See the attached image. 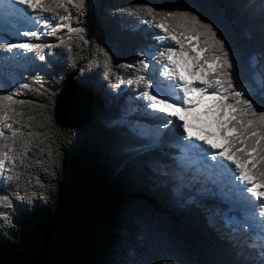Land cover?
<instances>
[{"label": "trees", "instance_id": "obj_1", "mask_svg": "<svg viewBox=\"0 0 264 264\" xmlns=\"http://www.w3.org/2000/svg\"><path fill=\"white\" fill-rule=\"evenodd\" d=\"M135 2L196 8L226 39L237 80L258 87L264 78L261 0H85L84 15L71 9L76 17L72 25L85 29L82 35L87 41H74L80 44L73 49L75 67L64 53L52 66L20 60L4 63L0 72V89L10 75L19 84L30 85L15 98L33 101V112L38 113L41 104L51 106V121L37 117L47 127L33 130L48 133L50 141L41 147L51 142L53 152L49 159L46 152L34 148L25 161L29 167L20 184L31 179L29 191L42 196L33 198V206L14 200L15 210H6L8 222L0 220V264H153L162 251L178 264H244L246 260L251 264L257 256L260 240L233 232L221 219L222 212L213 204L223 205L220 190L194 182L178 197L164 175L172 171L170 153L158 150L159 158L149 162L123 150L127 128L137 116L132 110L136 90L127 84L113 89L115 76H103L102 65H89V61L97 59V46L105 47L112 55L114 73L125 79L134 73L118 65L135 64L140 59L138 50L152 41L148 35L159 31L138 16L117 11ZM38 42L56 39L46 35ZM37 72L43 78L40 82L33 79ZM68 80L93 98L90 118L82 129L56 123V98ZM122 114L124 124L112 123ZM205 190H214L215 195L205 198ZM2 191L10 189L0 184ZM251 244L257 247L250 248Z\"/></svg>", "mask_w": 264, "mask_h": 264}, {"label": "snow or ice", "instance_id": "obj_2", "mask_svg": "<svg viewBox=\"0 0 264 264\" xmlns=\"http://www.w3.org/2000/svg\"><path fill=\"white\" fill-rule=\"evenodd\" d=\"M261 4L264 6V0ZM0 5L14 15L18 25H6L0 31V60L5 64L40 61L52 66L56 57L66 53L70 66H76L73 49L80 44L74 41H87L82 35L85 29L72 25L76 17L71 9L84 15L85 0H0ZM117 11L138 16L142 23L159 30L148 35L155 43L138 50L140 59L135 64L118 65L135 70L127 79L113 72L112 55L105 47L97 46V59L89 61V65H102L103 76H115L113 89L122 84L134 86L136 108L132 110L152 118L147 124H129L128 143L123 150L131 156L146 157L149 162L158 159V150L175 126L177 139L170 146L178 153L170 157L172 171L164 173L174 191L182 195L194 182H211L221 191V180L231 185L228 193L236 195L234 203L242 212L233 228L260 238L258 254L251 264H264V78L258 87L237 80L226 39L194 7L163 8L135 2ZM11 32L15 39L7 38ZM41 35L54 37L56 42H38ZM33 79L40 82L43 78L37 72ZM29 87L9 76L5 88L0 89L4 92L0 94V184L10 189L0 192V220L5 223L9 219L6 210H15L14 200L33 206V198L42 196L29 191L31 179L20 184L21 175L29 167L25 161L33 149L46 152L49 159L53 156L51 142L41 147L50 141L48 133L33 130L47 127L37 117L51 121V106L41 104L37 113L32 110L33 101L15 98L20 89ZM201 105H205L203 115L210 119L201 121L196 113ZM190 117L197 122H190ZM112 123L124 124V115ZM36 163L41 161L37 159ZM194 163L198 167L189 175ZM36 183L44 187L39 179ZM205 192L208 198L215 195L214 190ZM153 264L178 261L162 251ZM244 264H248L247 260Z\"/></svg>", "mask_w": 264, "mask_h": 264}, {"label": "water", "instance_id": "obj_3", "mask_svg": "<svg viewBox=\"0 0 264 264\" xmlns=\"http://www.w3.org/2000/svg\"><path fill=\"white\" fill-rule=\"evenodd\" d=\"M92 106L91 94L82 88H75L68 80L56 98L57 125L82 129L88 123Z\"/></svg>", "mask_w": 264, "mask_h": 264}, {"label": "rangeland", "instance_id": "obj_4", "mask_svg": "<svg viewBox=\"0 0 264 264\" xmlns=\"http://www.w3.org/2000/svg\"><path fill=\"white\" fill-rule=\"evenodd\" d=\"M13 17H14V15H13ZM12 16H10L9 18H8V20H9V22H7V24H9V26L10 27H13L12 26V20L14 19ZM2 22V21H1ZM2 26L3 25H0V31H2L4 28H2ZM28 27H31V25L30 26H28ZM46 35H41V38H40V40H42L44 37H45ZM8 39H15V33L14 32H11L10 34H9V36L7 37ZM23 39H29V38H23ZM33 42H35V41H33ZM150 43H155V41H151ZM29 55H31V54H29ZM20 62V60H16V61H9L8 63H19ZM2 65H5L4 64V62L2 61V60H0V72H2V71H4V66H2ZM7 65V64H6ZM11 76V75H10ZM12 77V76H11ZM13 78V77H12ZM73 85V84H72ZM69 86V85H68ZM202 106V105H201ZM205 106V105H204ZM136 119L133 121V125H137V124H147V123H149L150 122V120L152 119V118H150V117H146V116H144L141 112H138L137 111V116L135 117ZM174 119V118H173ZM176 132V131H175ZM169 133H173V131H171V132H169ZM168 133V134H169ZM168 134H167V136H168ZM166 136V137H167ZM166 137H165V139H166ZM168 141H170V139H167ZM170 144L171 143H169V146H168V148H165V147H161L160 149H159V151H161L162 153H164V154H166V152L168 151L169 153H172V151L170 150ZM166 151V152H165ZM201 179L203 180L204 178H202V176H201ZM202 184H205V183H202ZM203 187V186H202ZM208 188V187H207ZM217 194L220 196V198H222L223 196H222V192H220V191H217ZM207 195V193L205 192V191H203V193H202V196L203 197H205ZM178 196V195H177ZM179 197V196H178ZM206 198V197H205ZM223 199V198H222ZM213 204H214V206L216 207V209H217V211H221L222 212V214H221V219L224 221V223L226 224V226L229 228V229H231L233 232H235V231H239V232H242V231H245L246 233H247V235L248 236H250V237H252L253 239H255V237H253L252 236V234L251 233H249L247 230H241V229H239L238 227L236 228V229H234L233 228V224H238L239 223V219L237 218V217H235L236 215H235V213L233 212V209H231L229 212H225V207H223V206H221V205H219V204H217V203H215V202H213ZM228 207V206H227ZM203 215H204V217L206 218V220H208V222L209 223H211V224H213L211 221V218L207 215V214H205V213H203ZM247 235H246V237H247ZM250 243H252V242H250Z\"/></svg>", "mask_w": 264, "mask_h": 264}, {"label": "bare ground", "instance_id": "obj_5", "mask_svg": "<svg viewBox=\"0 0 264 264\" xmlns=\"http://www.w3.org/2000/svg\"><path fill=\"white\" fill-rule=\"evenodd\" d=\"M0 13H1V15H2V17L0 18V25H3L2 28H4L6 25L9 26V24H7V22H9L8 18H9L10 16L13 17V15H10L8 12H6V11L4 10V8H3V5H0ZM13 18H15V17H13ZM1 21H2V22H1ZM28 26H30V25H28ZM204 107H205V106L202 105V106H200L199 108L196 109V113L200 114V119H201V121H204V120L210 119V117H205V116L203 115ZM190 119H192V118L190 117ZM195 122H197V121H195ZM195 122H193V123H195ZM172 131H173V133H169V134H168V136L166 137V141H167V142H166L162 147L168 148V146H169V141H168L167 139H171L172 137H175V136H176L177 131L175 132V131H174V128H172ZM170 135H171V138H170ZM222 198H223V197H222ZM234 201H235V200H230V202H231L232 205L234 204ZM235 215H236V217H237L238 219L241 217L242 212H241V209H240V208L238 209V211L236 212Z\"/></svg>", "mask_w": 264, "mask_h": 264}]
</instances>
